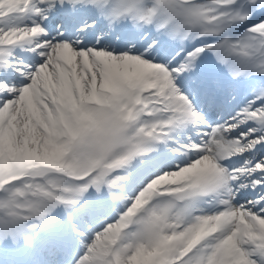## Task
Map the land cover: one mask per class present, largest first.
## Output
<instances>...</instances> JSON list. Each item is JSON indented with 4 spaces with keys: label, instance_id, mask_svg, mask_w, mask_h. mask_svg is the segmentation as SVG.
Here are the masks:
<instances>
[{
    "label": "snow or ice",
    "instance_id": "snow-or-ice-1",
    "mask_svg": "<svg viewBox=\"0 0 264 264\" xmlns=\"http://www.w3.org/2000/svg\"><path fill=\"white\" fill-rule=\"evenodd\" d=\"M81 11L91 15L81 19ZM58 13L65 15L52 37L47 21ZM240 26L244 31L230 37ZM17 48L39 59L24 64ZM209 53L234 80L264 77V0H0V110H7L0 131L39 153L25 161L21 152L0 167V253L31 247L52 209H73L89 188L112 193L126 180L117 174L122 166L191 126L201 139L173 149L187 157L177 170L150 179L83 244L75 264H132L142 253L152 257L148 264H264V81L227 119L209 124L194 103L197 97L213 107L220 102L221 81L197 63ZM101 57L131 61L143 79L117 80V91H102L112 69L102 76ZM44 71L54 83L40 78ZM152 74L162 79L145 86ZM29 89L36 119L22 108ZM95 94L99 103H83ZM68 97L95 127L67 113L61 101ZM54 145L62 159L45 167L40 161L50 157L43 149ZM205 201L212 211L193 214ZM61 227L49 226L54 256L66 250ZM79 227L72 224L74 232ZM76 234L84 239L83 231Z\"/></svg>",
    "mask_w": 264,
    "mask_h": 264
},
{
    "label": "rangeland",
    "instance_id": "rangeland-1",
    "mask_svg": "<svg viewBox=\"0 0 264 264\" xmlns=\"http://www.w3.org/2000/svg\"><path fill=\"white\" fill-rule=\"evenodd\" d=\"M4 3L6 4L7 2H5L4 0ZM244 31V27L243 26H240L236 29H234L233 31H231L229 33L230 37L232 38H235V37H238L242 32ZM50 36L52 37H55L54 35L57 34V28L54 26L53 30L48 31ZM212 39H215V38H209V40L211 41ZM196 41H188L186 42V44H195ZM15 54L17 55V60H19V55H18V52L15 51ZM213 55L212 54H208L207 55V59H213ZM100 59V64H102V58H99ZM20 61V60H19ZM24 62V64H27L29 63L30 61L32 60H22ZM104 61V60H103ZM197 63L198 66H200V64H203L205 63V60H199ZM214 65L217 66V68L219 69H222L223 71L229 73L227 67H225L224 65H220L218 64L217 61L214 62ZM137 66V65H136ZM114 67H118L119 70L117 71L118 73H112V74H108L109 77L106 78L103 80V87H102V91H105V92H109V93H113L115 91H117L118 89L116 88L115 86V82L117 80H123L121 82L123 83H126V84H131V83H134V82H139L141 79H143V74L140 72L139 70V67L138 69L136 68L134 70V72L132 71L134 69V67L132 66V62L129 61V60H121V61H115L114 63ZM112 68V66H111ZM101 71V74L102 76H104L105 74V71L103 70V68L101 67L100 69ZM128 73V74H127ZM41 74V79L44 78V77H47V75L49 74V72L47 71H44ZM51 74V73H50ZM153 77H154V80L153 81H149V80H144V84L145 86H148L149 84L155 86V83L154 81H158L160 79H162V77H159L157 74H152ZM44 76V77H42ZM107 80V82H106ZM245 81H249V84L250 85H255V84H259L261 81H264V77H260L258 75H255V74H252V75H246L245 76ZM235 86H232L231 89H234ZM253 87V86H252ZM251 91H252V88H248L246 90V92L243 93V97L241 98V100L237 103H235L233 106H231L228 111H227V116H229L230 114L234 113L235 111H237L240 107H242L248 99H251ZM181 92L185 95H188L187 92H185L184 90L181 89ZM94 96V97H92ZM91 98L94 99L95 98V95H92ZM87 97H89V95H85L84 98H83V103L86 104V105H90L88 104L86 101H93L94 104L96 103H99L97 101V98H95L94 100H89V99H86ZM99 99V98H98ZM71 102H69V101ZM97 100V101H96ZM34 102V100H33ZM61 103L67 108V113L73 115V116H76L78 120L80 121H87L90 125H92L93 127H95V124L93 121H91L88 113L82 111L81 109V105L76 103L74 101V99H72V97H68L67 101H61ZM35 105V103H34ZM196 106V105H195ZM197 110L201 112V114H203V112H207V109L206 110H202L199 106H196ZM222 108V105H218V108L217 109H221ZM7 115V110H0V122H2L4 116ZM228 118V117H227ZM222 121V120H220ZM219 120H215V119H211V120H207V122H220ZM63 123L66 127V130L68 131L69 134H72L74 135V133H72V129L68 126V121L67 119H64L63 120ZM46 127V126H45ZM12 128H13V132H17L18 133V129H17V126L15 124L12 125ZM197 130L198 129H194L192 128L191 126H188V129H182L181 130V134H183L184 136H186V139H181L180 137L178 136H175L176 140H175V144H188L190 141H193V142H196V143H199L201 137L197 136ZM206 129H204L205 131ZM192 134V135H191ZM172 149H177L178 147L176 145L172 146L171 147ZM171 149V150H172ZM63 149L61 148L60 145H54L53 149L50 151L48 149H43L44 152H47L49 154V159L48 160H44V161H40V164H42L43 166L45 167H52L54 166L53 165V160H57V159H62V157L59 156V152L62 151ZM153 150V149H152ZM21 152L24 153V160L27 161V160H30V159H38V155L39 153H33V150L32 149H28L27 148V144L24 143L23 141H17L15 139V136L11 133L9 134H5L4 132L0 131V167L4 166V164L6 163V159H15ZM183 152H179V151H175V155L176 156H182ZM156 158V154H155V151H153L152 153V159H155ZM187 158L186 156L184 157V159ZM176 159V158H175ZM173 164H171L170 166H167V168L165 169H162L161 171L159 170V172L157 171L155 174H153L152 176H150L147 180L149 181L150 179H153L154 177H156L157 175L159 174H162L164 172H169L170 170L172 169H175L177 168V165L181 164L182 163V160L180 161H175L173 160ZM178 162V163H176ZM239 165L237 164V167ZM124 166H122V168L120 170H118L117 174L121 175L122 174V169H123ZM141 167V165L139 166ZM169 170V171H167ZM35 179L37 182H40L41 180H43V177H35L33 178ZM126 184V182H125ZM147 183L145 182H142L139 187H144L146 186ZM90 189V188H89ZM95 190V189H94ZM97 193V192H96ZM98 195H101L100 193H97ZM103 194H105V189L103 190ZM126 195H131L132 197L135 196L137 194V191H135L134 193L130 194L129 193H125ZM0 198H2V194H0ZM85 199V195L84 193L82 194L81 198H80V202ZM240 200H244V203H245V199L243 197H240L239 198V203H240ZM86 203V202H85ZM129 203V201L123 205L122 207H120L117 211V214H115V216L110 220V221H104L102 225L100 226H97L96 228L94 229H91V232L87 233L86 230H84V228H82L81 226L79 228L76 229V231L80 232V231H83L84 232V239H80L77 237V235L75 234L73 237H69V242H66L68 244L69 247L72 248V251L75 252V255L74 256H71L70 253H67L66 251H64L63 253H65V255H63V258L65 259V261L61 264H75V260L79 258V256L82 254V251H83V244L84 243H87L93 236L96 232L102 230V228L107 224V223H111L113 222L116 218H118L119 214L125 210L127 204ZM243 204V203H242ZM57 207L61 208L62 206L58 205ZM56 209V207L54 208ZM82 208H80L81 210ZM200 209H204L206 211H210L209 208H207L206 206L204 205H200V206H197L196 207V210L194 211L193 214H199V210ZM53 210V209H52ZM78 209H70V213L71 215L73 216L72 217V220L69 221V219L67 220V223L66 225L68 227H71L72 228V224H77L75 220H77L79 223L83 224V218H81L80 216V212H77ZM177 209L174 207L172 209L173 213H175ZM61 211V210H60ZM51 215V212L48 214V216L46 217L45 220H47L48 218H51L50 217ZM98 218L100 217L99 213H98ZM68 218V217H67ZM97 218V219H98ZM44 223V222H43ZM43 223H41V226H40V230H43V231H46V228L43 227ZM73 229V228H72ZM75 245V246H74ZM35 258H37L36 256V253H35ZM143 260L144 261V264H148V262L152 259V257L146 255V254H140V256H138L136 258V261H133L132 264H137V261L139 260ZM28 264H37V262L34 261L33 258H30ZM50 264V263H49Z\"/></svg>",
    "mask_w": 264,
    "mask_h": 264
},
{
    "label": "bare ground",
    "instance_id": "bare-ground-1",
    "mask_svg": "<svg viewBox=\"0 0 264 264\" xmlns=\"http://www.w3.org/2000/svg\"><path fill=\"white\" fill-rule=\"evenodd\" d=\"M5 2H8V0H5ZM84 12V11H83ZM86 12V11H85ZM58 14H60V13H58ZM58 14H56V15H58ZM86 15H91V13H89V12H86ZM49 24H50V21L48 22V26H49ZM101 27H103V23H101ZM50 32H51V30H49ZM54 36H56V34L54 35ZM16 51H18V54H24L23 55V58H26V59H28V60H33V59H39V57H34L33 56V54L32 53H28V52H26V51H22V50H20L19 48H17L16 49ZM103 60H102V64H101V66H102V68H103V70L106 72V70L108 69V67H111L112 66V71L109 73V74H112V73H118L117 71L119 70V68L118 67H114V63H115V61L114 60H108L107 58H103V57H101ZM22 63H24L23 61H21ZM132 66L134 67V69L132 70L133 72H134V70L137 68L138 69V66H136L134 63H132ZM128 74V73H127ZM42 77H44V76H42ZM109 77V75H107L106 76V78H108ZM40 78H41V74H40ZM42 80H44V81H46V82H52V83H54V81H52V74H48L47 75V77H44V78H42ZM106 82H107V80H106ZM238 84H240V82H238ZM153 86V85H152ZM237 86H239V85H237ZM252 86L253 85H247L245 88H252ZM177 87H180V85L178 84L177 85ZM183 94V93H182ZM95 96L97 97V100H98V98H99V95L98 94H95ZM231 96H233V94L232 95H230V97ZM92 97H94V96H92ZM230 97L226 100V102H227V104H229L230 102H228L229 101V99H230ZM86 98V97H85ZM73 99V98H72ZM86 99H92L91 98V96H89V97H87ZM93 100V99H92ZM69 101V100H68ZM71 101V100H70ZM69 101V102H70ZM63 102V101H62ZM71 103V102H70ZM218 105V104H217ZM66 106V105H65ZM67 107V106H66ZM22 108H23V112H24V114H28V115H31L32 117H33V119H36L37 118V112H38V109H36V107H35V105H34V102H33V91L31 90V89H29L28 90V92L25 94V97H24V102H23V105H22ZM229 108V107H228ZM67 109V108H66ZM227 117L228 116H225V119H227ZM43 126V125H42ZM198 131V130H197ZM152 149L153 150H151V151H149V152H146V153H144V155L142 156V157H145V158H149V157H152V153H153V151H156L157 149H156V147H152ZM141 160H142V158H138V157H133L132 158V160L130 161V162H128V164H136V162H141ZM126 168V167H125ZM175 170H177V168H175V169H172V170H167V171H169V172H171V171H175ZM141 173V172H140ZM154 178H156V177H154ZM132 179V177L129 179V180H131ZM148 182H150V180L149 181H147V183ZM122 185H123V183H122ZM124 188H125V186H124ZM140 190H138L137 191V194H138V192H139ZM101 199H102V197H100V196H97V201L99 202V203H101ZM240 203L242 204V203H244V200H240ZM100 205V204H99ZM102 211H104V210H102ZM98 213L99 212H97V215H98ZM93 216V215H92ZM66 218H67V216H66ZM56 221H58V220H56V219H54L53 217L52 218H48L47 220H45L44 222V228H46V230H47V234H49V226L52 224V223H54V222H56ZM64 228H62L61 227V234H66V232L63 230ZM68 235V234H67ZM69 236V235H68ZM44 237V236H43ZM43 237H42V239L40 238V237H38L37 235H33V237H32V239L33 240H35L36 241V243L39 245V246H43L44 248H46V246L44 245V240H43ZM33 245H35V244H32V246H31V249L28 247V248H20V249H18V251H17V254H16V256H17V261H16V263L15 264H19V262H20V260L22 259V256H23V252H24V250L25 249H27L28 250V252H29V254H28V256L26 257V260H27V262L25 263V264H28V262H29V260H30V258H33L34 259V261L35 262H37V264H43L42 262H41V260H43V259H41L40 257L39 258H35V253H36V248H37V246H33ZM66 248H67V245H66ZM44 251H46V249L44 250ZM44 251H41V252H43L44 253V255L47 257V256H50V253L49 254H46ZM39 250H37V253L39 254ZM49 252V251H48ZM67 253H68V251H67ZM58 254L61 256V252H58ZM63 255H65V253H62V256Z\"/></svg>",
    "mask_w": 264,
    "mask_h": 264
}]
</instances>
